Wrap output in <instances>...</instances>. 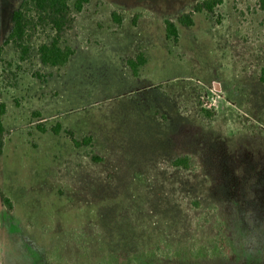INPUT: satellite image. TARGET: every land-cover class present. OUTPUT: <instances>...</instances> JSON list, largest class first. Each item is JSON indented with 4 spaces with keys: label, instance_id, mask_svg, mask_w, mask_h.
I'll list each match as a JSON object with an SVG mask.
<instances>
[{
    "label": "rangeland",
    "instance_id": "obj_1",
    "mask_svg": "<svg viewBox=\"0 0 264 264\" xmlns=\"http://www.w3.org/2000/svg\"><path fill=\"white\" fill-rule=\"evenodd\" d=\"M21 1L0 0V45ZM201 1L91 0L64 68L39 62L49 32L26 62L4 48L0 264H264V12L224 0L178 24Z\"/></svg>",
    "mask_w": 264,
    "mask_h": 264
},
{
    "label": "trees",
    "instance_id": "obj_2",
    "mask_svg": "<svg viewBox=\"0 0 264 264\" xmlns=\"http://www.w3.org/2000/svg\"><path fill=\"white\" fill-rule=\"evenodd\" d=\"M90 1L91 0H22L18 8L12 13V30L5 38L2 45H0V58L4 48L11 45L18 53L21 62L28 61L34 49L32 43L35 40V36L39 33L49 32L46 36V41L36 48L39 62L42 66L49 68L66 67L75 56V49L67 43V38L73 30L76 21L72 12H83L85 6L88 5ZM223 2L224 0H202L196 4L191 12L183 14L179 18L178 24L191 28L195 24L193 19L194 14L202 12L211 14L214 9ZM258 3L261 11L264 12V0H258ZM111 18L119 27L124 20L116 11L111 13ZM164 28L166 40L171 43H177L179 41L177 23L170 19H164ZM145 64L146 59L142 53L137 55L135 59H128L126 61L127 67L135 76L138 75L139 69ZM260 81L264 83V70L261 73ZM4 111V106H1L0 152L3 146V137L1 133L3 130L2 116L4 115ZM202 112L209 118L213 116L211 112L204 109H202ZM40 130L42 132L46 131L43 127H41ZM53 132L55 134L61 132L60 124L53 129ZM66 133L76 147L82 145L88 146L91 144L92 139L90 137L83 139L82 142H78L71 131H67ZM187 163L188 158L181 157L173 161V166L176 168H187ZM0 198L3 205H5L9 211L12 210L10 200L3 194H0ZM220 245L225 251V254H228L227 241L221 239Z\"/></svg>",
    "mask_w": 264,
    "mask_h": 264
},
{
    "label": "crops",
    "instance_id": "obj_3",
    "mask_svg": "<svg viewBox=\"0 0 264 264\" xmlns=\"http://www.w3.org/2000/svg\"><path fill=\"white\" fill-rule=\"evenodd\" d=\"M75 55H76V51H75Z\"/></svg>",
    "mask_w": 264,
    "mask_h": 264
}]
</instances>
